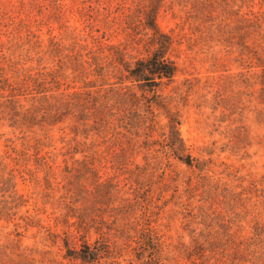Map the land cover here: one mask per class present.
I'll use <instances>...</instances> for the list:
<instances>
[{"label": "rangeland", "instance_id": "obj_1", "mask_svg": "<svg viewBox=\"0 0 264 264\" xmlns=\"http://www.w3.org/2000/svg\"><path fill=\"white\" fill-rule=\"evenodd\" d=\"M152 7L177 72L141 87ZM10 179L0 264H264V0H0Z\"/></svg>", "mask_w": 264, "mask_h": 264}, {"label": "trees", "instance_id": "obj_2", "mask_svg": "<svg viewBox=\"0 0 264 264\" xmlns=\"http://www.w3.org/2000/svg\"><path fill=\"white\" fill-rule=\"evenodd\" d=\"M157 8L152 7L150 11H147L145 16L146 28L152 32L153 41L158 45V48L152 52V55L146 60H138L133 66L125 65V69L128 72L127 79L133 83L140 85L141 87H148L156 85V78H170L172 79L177 72V65L175 62L170 60L166 54V51L171 44V38L165 34H162L157 21L156 14ZM120 55V53H118ZM121 57V56H118ZM5 89V86L1 87ZM181 122L176 118L171 117L168 123L169 127V141L168 148L171 155H174L175 158L192 165L191 155L187 152V146L180 133ZM11 179L1 187V193H3L4 200L0 201V218L7 217L11 214V210L14 207H19L16 204H12L13 201L6 199L12 197L10 192L11 188ZM76 259H80L85 264L94 263L97 260V252L91 249V246L84 245V247L77 252Z\"/></svg>", "mask_w": 264, "mask_h": 264}]
</instances>
